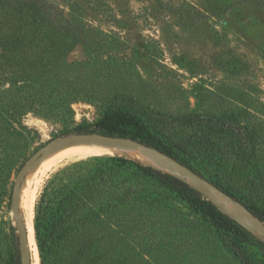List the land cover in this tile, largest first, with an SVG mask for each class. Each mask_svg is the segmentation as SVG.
I'll use <instances>...</instances> for the list:
<instances>
[{"label":"rangeland","instance_id":"374dc122","mask_svg":"<svg viewBox=\"0 0 264 264\" xmlns=\"http://www.w3.org/2000/svg\"><path fill=\"white\" fill-rule=\"evenodd\" d=\"M41 1L49 24L32 21L23 0H0V264L18 247L26 264L13 213L24 166L63 137L105 135L95 124L116 108L140 125L113 137L185 141L179 155L208 184L221 179L264 208V0ZM115 155L51 168L33 223L40 198L52 230L63 195L85 189L55 233L75 246L88 239L101 254L93 264H264L258 230L240 223L259 241L217 229Z\"/></svg>","mask_w":264,"mask_h":264},{"label":"trees","instance_id":"16d2710c","mask_svg":"<svg viewBox=\"0 0 264 264\" xmlns=\"http://www.w3.org/2000/svg\"><path fill=\"white\" fill-rule=\"evenodd\" d=\"M23 5L30 13L32 21L47 24L50 23L48 13L45 11L46 5L41 0H23ZM203 120H205L207 123L218 126L223 124L220 119L215 117H203ZM130 124L134 126L140 125L135 113H132L129 110L116 108L107 113L95 124V129L93 132H100L112 137H125L127 136L125 125L127 126ZM141 142L168 155L181 164L190 167L198 174L203 175L196 165L191 164L188 159L179 155L178 150H181L186 145L185 141L175 144H162L161 142H154V140L151 141L144 138L141 140ZM197 146H203L202 148L206 150L214 148L213 145L210 146L207 141H199L197 142ZM211 156L214 157V154ZM113 158L119 162L131 164L143 176L152 178L175 192L188 205L199 211L203 217L208 219L217 229L233 232L237 235L244 236L246 238H252L257 241L261 240L260 237L240 225V223L234 218L222 212L215 203L209 199H206L199 190L184 180H181L180 178L151 165L143 164L138 160L134 161L135 159H128L129 157L127 158V156L125 157L124 155H115ZM210 182L220 192L224 193L235 202L241 204L254 217L264 222V208L260 205H257L256 199L252 193L241 190L237 187H234L233 185H229L227 182H224L221 179H211ZM46 188L47 187H45L44 190ZM87 193L88 190L82 189L80 193H78L79 195H77L75 189H73L70 190L69 193L63 195L60 204L56 209V212L58 211V215L54 222L55 228L52 230H49L48 226L44 225V216L45 209L47 208V202H45L43 198H40L36 215L34 217L35 238L40 257V264H93V262L97 260V255L95 253L92 252L91 254V252H88L87 249H85L89 244L88 239H85L82 244L75 246L72 241H67L63 235L55 233L64 219L69 217L70 213L73 211L72 199L74 198L79 201L77 202V205L80 202L84 203L83 196H85ZM100 256L101 254H99L97 257ZM11 264H22L20 247L17 248V252L13 257Z\"/></svg>","mask_w":264,"mask_h":264},{"label":"bare ground","instance_id":"6f19581e","mask_svg":"<svg viewBox=\"0 0 264 264\" xmlns=\"http://www.w3.org/2000/svg\"><path fill=\"white\" fill-rule=\"evenodd\" d=\"M113 154L125 155L135 158L143 164L151 165L164 172L183 179L188 184L196 188H200L222 208L228 210L236 219L240 220L245 226L252 229L251 225L254 219L240 205L234 203L215 189L209 190L202 183L188 176L176 165L169 162L158 153L134 147L123 141L80 140L45 150L39 158L30 163L21 179L20 185L18 186L16 193L18 213L28 234V243L30 246V251L32 252V264H39L38 253L35 246L33 215L36 194L43 176L51 168L66 159ZM259 232L263 235L261 231Z\"/></svg>","mask_w":264,"mask_h":264},{"label":"water","instance_id":"95a60500","mask_svg":"<svg viewBox=\"0 0 264 264\" xmlns=\"http://www.w3.org/2000/svg\"><path fill=\"white\" fill-rule=\"evenodd\" d=\"M62 141L64 143H73L76 141H80V140H90V141H104V140H113V141H123L129 145H132L134 147H138V148H142L145 150H149V151H154L156 153H158L159 155H161L163 158H165L166 160H168L169 162L173 163L174 165H176L180 170H182L183 172H185L188 176L192 177L193 179H195L196 181L202 183L206 188H208L209 190L215 189L217 191H219L216 187H214L213 185L208 184L200 175H198L195 171H193L191 168H189L188 166L181 164L180 162L174 160L173 158L169 157L168 155L152 148L149 147L145 144L142 143H138L137 141H134L132 139H127V138H119V137H112V136H106V135H92V134H77L75 136H70V137H63L61 138ZM32 161H28L27 164L24 166L22 173L26 172L27 168L29 167L30 163ZM20 175H18L17 180L19 178ZM183 180V179H181ZM186 182V181H185ZM192 186V185H191ZM194 187V186H193ZM196 188V187H194ZM17 188H15V193H14V197H13V213L15 215L18 227H19V233H20V239H21V248H22V252L25 255V259H26V264H31L30 258V246L28 243V234L26 232V229L23 226V221L20 218V215L18 213V207H17V199H16V193H17ZM197 190H201L200 188H196ZM220 192V191H219ZM222 193V192H220ZM223 195H225L224 193H222ZM227 198H229L231 201H233L234 203L240 205L247 213H249V215L254 219L251 228L253 230H259L263 233L264 235V222L261 221L260 219L254 217L249 211H247L241 204L235 202L234 200H232L230 197H228L227 195H225ZM211 201L213 203H215L222 212L226 213L227 215L231 216L232 218H234L236 221H238L239 223L243 224L240 220L236 219L228 210L222 208L217 202H215L213 199H211ZM244 225V224H243ZM245 226V225H244ZM247 227V226H245ZM248 228V227H247ZM249 230H251L250 228H248Z\"/></svg>","mask_w":264,"mask_h":264}]
</instances>
